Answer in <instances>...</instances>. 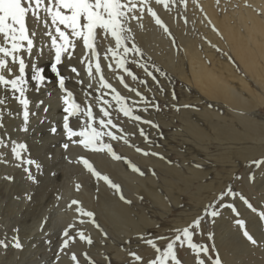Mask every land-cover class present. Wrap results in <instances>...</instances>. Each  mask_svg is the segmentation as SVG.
<instances>
[{
    "label": "bare ground",
    "instance_id": "bare-ground-1",
    "mask_svg": "<svg viewBox=\"0 0 264 264\" xmlns=\"http://www.w3.org/2000/svg\"><path fill=\"white\" fill-rule=\"evenodd\" d=\"M153 6L170 34L145 15L143 29L136 27L138 22L133 21L135 42L144 53L141 62H147L150 70H160L155 74L164 92H158L149 79L153 91H145L144 94L149 99L155 97L156 101H165L170 110L167 114H173L170 125L174 134L164 146L169 151L175 150L172 159L179 162L161 161L151 155L144 156L123 142H111L119 156L139 169L137 164L149 165L156 170L159 173L156 179L151 173H146V169H141L146 173L144 176L131 171L124 159L114 160L104 152H85L77 147L66 152L61 147L65 142L63 105L55 82L47 89L42 88L40 94L30 92L34 111L38 100L45 102L38 116L31 118L32 130L27 134L12 132L21 124L20 118L12 120L5 116V125L14 139L27 144L25 157L35 160L41 168L37 171L34 165L31 166L36 177L34 183L22 167L15 166L10 150L0 149L7 153L6 159L9 160L8 164H0V234L3 233L0 240L6 239L11 244L13 236H16L23 245L21 250L11 246L7 250L0 249V264H55L57 250L65 239L63 232L69 225H74L69 229L72 235L79 229L93 237L92 246L80 242L77 237L72 247L78 253L87 251L89 255L96 250L97 255L90 256L96 264H106L105 255L111 264H131L129 251L136 252L143 258V264H148L156 253L138 237L143 235L145 239H155L151 234L159 232L156 229L161 221L167 220L176 208L181 207L182 194L189 195V202L171 220L173 226L167 230L169 235H173V229L186 226L201 214L204 206L223 191L224 185L243 166L246 179L237 180L236 185L240 186V193L245 198L252 195L247 173L253 171L254 166L250 168L247 165L264 157V0H219V4L217 0H188L186 10L174 7L171 12L155 6L154 0ZM40 63L47 66L49 61L45 57ZM102 67L107 74L103 60ZM135 72L143 77L141 69L137 68ZM62 74L69 75L66 70H62ZM47 75L54 79L51 72ZM108 78L123 95L138 99L110 75ZM67 86L78 92L76 99L83 103L80 86L73 81L67 82ZM48 91L52 93L50 97ZM184 105L194 107L184 108ZM44 106H48V113L43 112ZM9 107L14 111L20 110L15 101ZM176 107L180 110L177 111ZM156 113L150 110V114H139L155 123L167 122ZM41 119H44L43 124ZM53 124L58 130L55 135L50 132ZM123 127L126 132L135 133L129 136L131 144L144 141L134 123L125 122ZM143 127L153 138L150 127ZM195 149L204 154V161ZM175 155L180 158H175ZM80 156L96 164L95 169L99 173L119 184L131 203L121 201L112 189L102 180L97 181L91 173L70 165ZM209 163L220 167L211 180H208V175L212 171L206 169ZM194 164L201 167L196 168ZM6 176L13 179L7 180ZM74 181H79L84 189L76 190ZM254 187L257 212L264 211V174L256 176ZM236 189L235 186L233 190ZM73 199L78 200L86 211L93 212L99 224L114 229L115 238L107 229L104 232L110 241L100 232H95L89 223L80 224V219L87 221L88 217H80L74 210L76 206L69 207ZM227 199L225 197L224 202H229ZM234 203L240 212L239 219H243L249 232L260 239L264 235V222L239 197ZM63 207L71 211L63 213ZM235 219L237 217L231 210L223 209L216 222L208 223L203 232L210 230L213 233L210 242L226 264H264V244L253 247L248 243ZM156 243L163 250L167 241L156 240ZM184 251L186 258L191 259L190 264H194V258L189 255L191 250L184 248ZM80 260L81 264H87L82 255ZM59 264L71 262L68 256L61 254Z\"/></svg>",
    "mask_w": 264,
    "mask_h": 264
},
{
    "label": "snow or ice",
    "instance_id": "snow-or-ice-1",
    "mask_svg": "<svg viewBox=\"0 0 264 264\" xmlns=\"http://www.w3.org/2000/svg\"><path fill=\"white\" fill-rule=\"evenodd\" d=\"M187 3L188 0H154L155 6L162 7L167 12H171L174 7L178 9L182 7L186 10ZM145 15L151 17L165 33L170 34L168 27L158 15L156 7L153 6V0H0V149L10 150L12 160L16 162L15 166L22 167L28 179L36 182L31 166L34 165L39 171L41 165L25 157L27 144L18 142L8 132L5 116L12 120L20 118L22 121L12 129V132L27 134L32 130L31 118L38 116V111L45 102L38 100L34 105L36 109L34 111L33 100L29 97V93L34 91L40 94L42 88L47 89V86L53 83L47 72H51L55 79L54 86L61 94L62 128L65 137L61 147L66 152L71 147L94 153L104 152L114 160L124 159L131 171L141 176L146 173L133 165L131 161L119 156L114 151L112 141L135 147L136 151L144 156L151 155L164 159L157 152L144 151L131 144L129 136H134L135 133H128L123 127L125 122L134 123L145 143H151V139L144 125L156 129L157 134L162 138L160 126L139 114H150V110L161 111V106L155 97L149 99L144 94L145 91H153L149 86V79L158 92H164V87L155 74L160 70H150L147 62H141L144 53L135 42L133 21L138 22L136 27L143 29L142 21ZM45 57L49 63L47 66H41L40 62ZM102 60L106 64L107 74L102 67ZM130 65L141 69L143 77L138 75ZM62 70H66L69 75H63ZM109 75L118 82L119 86L138 99L123 95L109 81ZM161 75L166 74L161 73ZM69 81L80 86L83 103L77 101L74 92L67 86ZM137 85L141 86L143 91ZM51 94V91L47 92L49 97ZM172 98L176 99L175 92L172 93ZM12 101L19 106V111L9 107ZM183 107L194 106L184 105ZM176 110L179 111L180 108L176 107ZM43 112H49L48 106L43 107ZM40 123L43 124L44 119H41ZM57 131V127L53 124L50 132L55 135ZM6 156L7 153L0 151V164L9 163ZM76 162L91 173L97 181L102 180L119 196L121 201L131 203L122 193L121 186L114 183L108 176L99 173L89 159L80 156ZM262 165H264V159L248 163V167L254 166V170L248 176L250 182H255V170L260 169ZM193 166L201 167L199 164ZM152 174L155 175V172ZM5 179L13 178L6 176ZM235 179L239 180L241 177L237 175ZM79 188L80 185L77 184L76 189L79 190ZM225 197L232 201L239 197L244 205L257 213L260 221L264 222V211L257 212V209L241 193L228 185L214 200L204 206L201 214L194 217L186 226L173 229V235L155 239H145L143 235L138 237L156 253L148 264H183L178 256V250L184 248L191 250L194 264H222L214 244L209 246L197 243L194 237L204 235L203 228L208 223L214 224L216 218L222 215L223 209L231 210V213L237 217L235 224L248 243L253 247L264 244V235L257 239L251 234L245 221L239 219L240 212L235 203L224 202ZM72 206H76L74 210L80 217H88L87 221L80 219V224L91 223L105 239L107 238V233L103 231L93 212L86 211L75 199L69 205V207ZM72 227L74 225H69L63 232L65 239L57 250L55 264H59L61 254L68 256L71 264H81V255L87 264H96L87 251L78 253L72 247L77 237L80 242L88 246L93 245V239L79 229L75 235H72L69 230ZM207 235L208 239L212 240L213 233L208 232ZM156 240L167 241L163 250ZM10 246L18 250L23 248L16 236H13L11 244L6 239L0 240V249L7 250ZM210 249L215 254L214 257L210 255ZM128 255L131 257V264H143V258L136 252L129 251ZM104 261L106 264H111L107 255L104 256Z\"/></svg>",
    "mask_w": 264,
    "mask_h": 264
},
{
    "label": "rangeland",
    "instance_id": "rangeland-1",
    "mask_svg": "<svg viewBox=\"0 0 264 264\" xmlns=\"http://www.w3.org/2000/svg\"><path fill=\"white\" fill-rule=\"evenodd\" d=\"M133 69H134V71L135 70H137V68H135V67H133ZM138 72V71H137ZM241 73V72H240ZM55 82V79H53V83ZM69 89L70 90H72L73 92H74V95L76 96L77 95V91L75 90V89H71L70 87H69ZM156 100V99H155ZM159 102V104H160V106H161V111H159V112H157L156 114H159V115H161L162 117H161V119H162V121H167L166 123H163V122H157V124L160 126V128H159V131H160V133H162V138H161V136L160 135H158L157 134V130L156 129H152V128H150V130H151V135L153 136V138H150L151 139V143H145L144 141H142L141 143H138V144H136V146H138L139 148H141V149H143L144 151H148V152H157V153H159L161 156H163L164 157V159H159V157H157V156H154L155 158H157V159H159V160H161V161H165V160H167V161H171V162H175V163H178L179 162V160H176V159H172V157H173V153H174V151H169V149H167L164 145H165V141L166 140H172V135L174 134L173 132H171V125H170V122H171V120H172V118H173V114L172 113H169V114H167V112L168 111H170L169 109H168V107H167V105H166V103H165V101H163L162 99L161 100H159L158 101ZM262 112L264 113V109L262 110ZM148 145V146H147ZM156 147V149H153L152 147ZM186 148H188L187 146H186ZM114 151H115V149H114ZM85 152H88V151H85ZM195 152H197L199 155H200V158H201V161H204L205 160V156H204V154H201L197 149H195ZM125 158V157H124ZM175 158H180L179 157V155H175ZM126 159V158H125ZM259 159H264V157H261V158H259ZM259 159H257V160H259ZM69 163H70V160H67ZM76 161H77V158H76ZM74 162V163H70V165L72 164V165H75V166H78L80 169H82L84 172H87V173H89L86 169H84V167L81 165V164H79V163H77V162ZM90 161V160H89ZM91 162V161H90ZM92 164H93V166H94V168H96L97 167V165L96 164H94L93 162H91ZM141 169H146V173H153V172H155V175H153L156 179L159 177V173L156 171V170H152L151 169V167L149 166V165H139V164H137ZM206 169H207V171H212L211 172V174H209L208 175V180H211L212 178H213V174H216L217 175V169L218 170H220V167L218 166V165H215V164H213V163H209L207 166H206ZM253 169H254V167H253ZM263 169H264V165H262L261 166V168L260 169H256L255 170V177L256 176H258L259 174H264L262 171H263ZM244 170H246V168H245V166H243L240 170H238L237 172H235V174H234V176L232 177V178H230L229 179V182L228 183H226L225 185H224V189L223 190H225V188L228 186V185H231L232 186V188H234L235 186H236V192H238V193H240V186L239 185H236V182H237V179H235V177L237 176V175H239L240 177H241V179H239V180H245L246 179V177H245V175H244ZM250 172H252V170H250L248 173H247V178H248V176H249V173ZM86 174V173H85ZM86 176H88V174H86ZM256 179V178H255ZM75 180H76V178H75ZM206 183V182H205ZM248 183H249V185H250V187L252 188V195H249L246 199L252 204V206L254 207V208H256L257 209V211H258V205H256L255 204V198H254V196H253V192H255L256 191V188L254 187V182H250L249 181V179H248ZM77 184H79L80 185V188H83L84 189V187H83V185L79 182V181H74V187H75V189H76V185ZM77 190V189H76ZM79 191V190H78ZM84 191V190H83ZM193 192H194V188H193V190H192ZM69 196H71V194L69 195ZM188 196L189 195H187V194H182V205H181V207L180 208H182V207H184V206H186L187 204H188ZM72 197L73 196H71L70 198L72 199ZM227 200H229V202H233L234 203V201H232L230 198H228ZM70 201V200H69ZM72 201V200H71ZM65 207H63L62 209H63V213L64 212H66V211H71V210H69V209H67L66 210V208L64 209ZM180 208H176L175 210H174V212L169 216V218L167 219V220H165V221H161V223H160V225L158 226V228L156 229L157 231H159V232H156V233H154V234H151L152 236H154V237H159V236H161V235H164V236H171V235H169V233H167V230H170L171 229V227L173 226L172 225V222H171V220L173 219V217H175V216H177L178 215V213H179V209ZM47 219H49V218H47ZM89 225H90V227L95 231V232H99V230L98 229H96L91 223H89ZM101 225V224H100ZM101 227H102V229H103V231H104V229H107L108 231H110V233H111V237L112 238H115V233H114V229H112L111 227H107V226H105V225H101ZM1 228H3V227H1ZM71 229H73V227L71 228ZM161 229H163L164 231L163 232H161L160 230ZM208 232H211L210 230L209 231H205L204 232V235H202V236H196V237H194V241L195 242H197V243H203V244H206V245H209V246H211L212 244H211V242H210V240L208 239V237H207V234H208ZM1 234H3V233H1ZM0 234V235H1ZM91 238H93V237H91ZM108 241H110L111 240V238H109V237H107L106 238ZM48 244H46L45 245V247L48 249ZM51 246V245H50ZM61 246V245H60ZM186 250H187V248H185ZM49 250V249H48ZM185 251H184V249H180V250H178V256H179V258L182 260V262H183V264H185V262L187 263V264H190V261H191V259H189V258H186V256H185ZM97 255V251L95 250V253H93L92 255H90V256H96ZM192 258H194V256H193V254L190 252V254H189ZM210 255H213V257H214V253H212L211 252V249H210ZM220 256V255H219ZM221 258V257H220ZM194 260V259H193ZM222 260V264H226L225 263V261H224V258L223 259H221Z\"/></svg>",
    "mask_w": 264,
    "mask_h": 264
}]
</instances>
